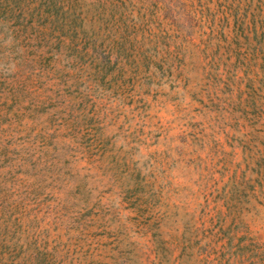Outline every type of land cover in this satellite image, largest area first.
Returning a JSON list of instances; mask_svg holds the SVG:
<instances>
[{
    "label": "rangeland",
    "instance_id": "rangeland-1",
    "mask_svg": "<svg viewBox=\"0 0 264 264\" xmlns=\"http://www.w3.org/2000/svg\"><path fill=\"white\" fill-rule=\"evenodd\" d=\"M228 1L138 0L104 73L0 29V264H264V33Z\"/></svg>",
    "mask_w": 264,
    "mask_h": 264
},
{
    "label": "trees",
    "instance_id": "trees-1",
    "mask_svg": "<svg viewBox=\"0 0 264 264\" xmlns=\"http://www.w3.org/2000/svg\"><path fill=\"white\" fill-rule=\"evenodd\" d=\"M137 3L138 0H0V29L4 27L13 35L10 45L13 50L18 44L15 38L19 33L34 31V35L53 51L51 53L58 52L59 58L62 55L71 60L87 57L95 64L97 72L104 73L122 60V54L112 45L102 48L106 38L113 37L117 43L130 40L134 48L140 42L141 33L148 39L155 37V32L147 28V22L131 18ZM227 7L237 25L253 34L264 33L261 22L253 18L245 20L235 13L234 2L229 0ZM156 8L166 10L167 7ZM146 20H155L153 9L147 13ZM139 49L131 53L134 58L138 56L139 65L153 61L146 48Z\"/></svg>",
    "mask_w": 264,
    "mask_h": 264
}]
</instances>
